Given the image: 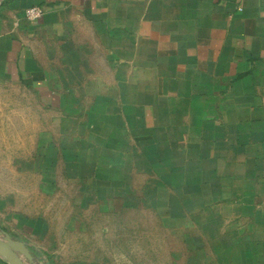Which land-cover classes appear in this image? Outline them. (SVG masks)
Segmentation results:
<instances>
[{"label":"crops","instance_id":"obj_1","mask_svg":"<svg viewBox=\"0 0 264 264\" xmlns=\"http://www.w3.org/2000/svg\"><path fill=\"white\" fill-rule=\"evenodd\" d=\"M32 5L42 13L29 20ZM110 77L137 97L139 125L152 104L161 126L201 138L204 175L235 195L238 234L264 216V0H0V127L33 131L37 111ZM14 210L27 217L0 230L28 246L26 264H96L67 240L46 258L25 238L40 221Z\"/></svg>","mask_w":264,"mask_h":264},{"label":"rangeland","instance_id":"obj_2","mask_svg":"<svg viewBox=\"0 0 264 264\" xmlns=\"http://www.w3.org/2000/svg\"><path fill=\"white\" fill-rule=\"evenodd\" d=\"M123 91L111 77L84 87L37 111L28 133L3 120L0 227L27 211L40 223L25 238L48 259L67 240L96 264H264V216L238 234L235 195L222 199L204 175L201 138L161 126L152 104L140 127L138 99Z\"/></svg>","mask_w":264,"mask_h":264},{"label":"water","instance_id":"obj_3","mask_svg":"<svg viewBox=\"0 0 264 264\" xmlns=\"http://www.w3.org/2000/svg\"><path fill=\"white\" fill-rule=\"evenodd\" d=\"M0 254L9 264H26L32 260L28 246L21 240L12 239L7 233L0 230Z\"/></svg>","mask_w":264,"mask_h":264},{"label":"built area","instance_id":"obj_4","mask_svg":"<svg viewBox=\"0 0 264 264\" xmlns=\"http://www.w3.org/2000/svg\"><path fill=\"white\" fill-rule=\"evenodd\" d=\"M42 13V9L38 5H32L24 10V15L29 20L38 18Z\"/></svg>","mask_w":264,"mask_h":264},{"label":"trees","instance_id":"obj_5","mask_svg":"<svg viewBox=\"0 0 264 264\" xmlns=\"http://www.w3.org/2000/svg\"><path fill=\"white\" fill-rule=\"evenodd\" d=\"M3 230L5 231V228Z\"/></svg>","mask_w":264,"mask_h":264}]
</instances>
